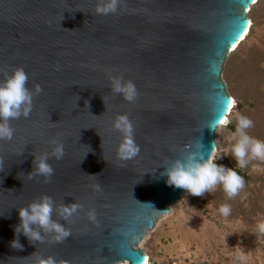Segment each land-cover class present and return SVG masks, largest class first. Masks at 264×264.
Returning a JSON list of instances; mask_svg holds the SVG:
<instances>
[{
	"label": "water",
	"instance_id": "water-1",
	"mask_svg": "<svg viewBox=\"0 0 264 264\" xmlns=\"http://www.w3.org/2000/svg\"><path fill=\"white\" fill-rule=\"evenodd\" d=\"M257 2L121 0L105 16L95 13L97 0H0V70L23 67L27 87L42 89L30 115L10 121L13 139L0 140V264H34L35 252L67 264H148L140 242L186 192L161 173L201 138L205 158L216 151L218 128L205 125L233 108L224 63L250 33ZM109 76L133 81L137 98L113 95ZM123 114L141 149L126 161L117 156L123 135L113 128ZM53 139L65 153L49 158L54 175L48 183L29 179ZM41 195L84 209L70 222L53 213L71 230L63 243L45 235L32 244L20 234L23 247L13 248L19 208Z\"/></svg>",
	"mask_w": 264,
	"mask_h": 264
},
{
	"label": "rangeland",
	"instance_id": "rangeland-1",
	"mask_svg": "<svg viewBox=\"0 0 264 264\" xmlns=\"http://www.w3.org/2000/svg\"><path fill=\"white\" fill-rule=\"evenodd\" d=\"M249 17L250 33L224 64L223 79L235 106L227 118L231 123L216 135V163L236 170L245 187L234 198L219 185L201 197L185 192L140 242L148 264H264V234L257 229L264 222V161L236 168L235 159L225 154L239 138H233L238 115L251 119L248 134L264 141V0L252 6ZM225 204L231 208L227 217L219 212ZM241 252L245 257L238 261Z\"/></svg>",
	"mask_w": 264,
	"mask_h": 264
},
{
	"label": "clouds",
	"instance_id": "clouds-1",
	"mask_svg": "<svg viewBox=\"0 0 264 264\" xmlns=\"http://www.w3.org/2000/svg\"><path fill=\"white\" fill-rule=\"evenodd\" d=\"M121 0H97L95 13L98 15L116 14L120 9ZM68 30V29H66ZM73 31V30H68ZM3 71V80H0V140H12L14 129L10 125L11 120L21 117L27 118L33 107V97L38 95L42 89L40 85H34V89L27 87L28 74L23 67H15L11 74ZM111 92L113 95L122 96L126 101L133 102L138 95L136 85L131 80H125L123 76H109ZM105 103V97H102ZM235 106V101L229 102V110ZM231 121L223 115L218 120L207 122L205 128L216 132L217 128L230 124ZM253 121L244 115L237 116V124L233 138L239 134V138L231 146L229 152L236 161V168H245L251 160L264 161V141L258 140L248 134L252 128ZM113 128L122 133L123 140L117 149V156L121 160H131L139 155L141 149L134 139L133 123L127 114L117 115L113 121ZM51 152H45L35 157L33 171L27 174L29 179L43 177L44 183H48L54 175V169L48 162L50 157L61 160L64 157V144L59 139H53ZM215 146V143H213ZM204 145L202 138L194 142L191 150H185L186 155L177 158L164 168L162 176H166V183L177 189H183L192 196L201 197L205 192H212L216 187L222 186L224 193L229 198L236 197L245 187L244 177L232 168L216 163V155L213 151L205 158L202 149ZM219 158H222L219 156ZM4 161L0 158V171L3 170ZM89 175V174H86ZM91 174L89 176H99ZM96 191H101L100 185H94ZM154 209L155 206L149 203ZM84 206L80 203L59 204L48 195H41L26 207L19 208L20 223L15 226L14 232L17 236L11 242V246L22 249L19 243V235L23 234L30 243H44L45 235L51 236V243H63L70 235L71 230L64 224L53 219V213L60 219L70 222L73 217L83 211ZM166 212V211H164ZM219 212L227 217L231 213L229 205H221ZM89 221L96 223V210L90 208L86 212ZM258 232L264 234V222L257 225ZM43 233V234H42ZM239 248V246H237ZM35 257L34 264H67L64 260H58L49 255L41 256L38 252L32 254ZM244 253H240L236 259L243 261Z\"/></svg>",
	"mask_w": 264,
	"mask_h": 264
},
{
	"label": "bare ground",
	"instance_id": "bare-ground-1",
	"mask_svg": "<svg viewBox=\"0 0 264 264\" xmlns=\"http://www.w3.org/2000/svg\"><path fill=\"white\" fill-rule=\"evenodd\" d=\"M253 6H254V5H253ZM251 22H252V21H251ZM251 28H252V23H251ZM246 38H247V37H246ZM246 38H245V39H246ZM236 49H237V48H236ZM236 49H235V50H236ZM235 50H234V51H235ZM234 51H233V52H234ZM226 60H227V58H226ZM226 60H225V62H226ZM224 64H225V63H224ZM233 101H234V99H233ZM232 109H233V108H232ZM231 111H232V110H231ZM231 111H230V113H231ZM219 128H220V127H219ZM219 128H218V129H219ZM215 155H216V157L218 156V149H216V151H215ZM148 261H149V258L147 257V263H148Z\"/></svg>",
	"mask_w": 264,
	"mask_h": 264
},
{
	"label": "snow or ice",
	"instance_id": "snow-or-ice-1",
	"mask_svg": "<svg viewBox=\"0 0 264 264\" xmlns=\"http://www.w3.org/2000/svg\"><path fill=\"white\" fill-rule=\"evenodd\" d=\"M256 2V0H253V3H255Z\"/></svg>",
	"mask_w": 264,
	"mask_h": 264
}]
</instances>
